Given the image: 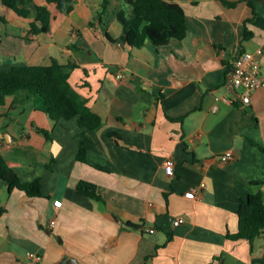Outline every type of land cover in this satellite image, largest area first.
<instances>
[{
  "label": "crops",
  "instance_id": "obj_1",
  "mask_svg": "<svg viewBox=\"0 0 264 264\" xmlns=\"http://www.w3.org/2000/svg\"><path fill=\"white\" fill-rule=\"evenodd\" d=\"M101 1L80 0L37 33L0 0V70L57 60L102 118L94 130L55 123L26 91L0 105V168L42 187L31 197L0 177V264H264V237L229 238L241 201L264 195V89L245 105L226 85L244 53L264 75V0H167L183 6L187 36L141 48L122 39L119 1L97 18ZM120 70L128 79L118 86ZM82 131L88 163L78 160ZM81 181L102 200L79 192Z\"/></svg>",
  "mask_w": 264,
  "mask_h": 264
},
{
  "label": "trees",
  "instance_id": "obj_2",
  "mask_svg": "<svg viewBox=\"0 0 264 264\" xmlns=\"http://www.w3.org/2000/svg\"><path fill=\"white\" fill-rule=\"evenodd\" d=\"M80 0H45L40 4L38 0H2V3L23 18L32 17V29L37 33L48 32L52 21L59 14H70L75 10ZM113 8L122 25V39L130 46L141 48L148 42L163 46L170 41L183 40L188 33L186 12L183 6L175 1L167 0H124L133 10L128 16L120 5V1ZM228 7H235L237 2L222 0ZM251 3V2H250ZM113 0H102L101 11L97 18L102 17L112 9ZM252 5V4H250ZM247 29L245 38L251 36ZM21 91L35 93L44 100V111L57 123L61 119L77 118L82 129L94 130L102 125V118L95 113L88 101L72 86L70 74L65 66L57 60L50 65L15 66L10 70H0V105L7 98ZM41 131L49 135L48 131ZM85 131L79 134L80 144L78 160L88 163V147L84 140ZM0 177L10 187L19 189L31 197L42 195L40 180L23 182L16 170L5 163L1 164ZM77 189L82 194L102 200L96 185L81 181ZM239 230L229 235L234 241L247 240L253 242L258 237H264V195L250 194L241 201L238 211Z\"/></svg>",
  "mask_w": 264,
  "mask_h": 264
},
{
  "label": "built area",
  "instance_id": "obj_3",
  "mask_svg": "<svg viewBox=\"0 0 264 264\" xmlns=\"http://www.w3.org/2000/svg\"><path fill=\"white\" fill-rule=\"evenodd\" d=\"M1 33V30H0ZM128 79V74L125 70H120L116 75V84L120 86ZM226 85L233 89L236 94V99L247 105L251 102L252 93L258 89H264V75L260 70L259 63L255 60L251 53H244L240 55L234 62L232 71L228 74ZM234 158L233 152H227L221 156L222 161L227 162ZM166 174L172 176L175 172V162L173 159H168L165 162ZM197 193V189L193 190ZM62 205L61 200L56 201V208ZM184 219L178 217L174 225H179ZM55 224V220L52 221ZM149 232H155V229H150ZM30 258L39 260V256L35 253L29 254Z\"/></svg>",
  "mask_w": 264,
  "mask_h": 264
},
{
  "label": "water",
  "instance_id": "obj_4",
  "mask_svg": "<svg viewBox=\"0 0 264 264\" xmlns=\"http://www.w3.org/2000/svg\"><path fill=\"white\" fill-rule=\"evenodd\" d=\"M63 264H80L77 260L72 258H64L62 261Z\"/></svg>",
  "mask_w": 264,
  "mask_h": 264
}]
</instances>
